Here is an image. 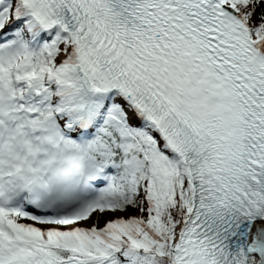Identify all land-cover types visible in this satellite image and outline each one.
<instances>
[{"label": "snow or ice", "instance_id": "6c2138e0", "mask_svg": "<svg viewBox=\"0 0 264 264\" xmlns=\"http://www.w3.org/2000/svg\"><path fill=\"white\" fill-rule=\"evenodd\" d=\"M0 264H264V0H0Z\"/></svg>", "mask_w": 264, "mask_h": 264}]
</instances>
